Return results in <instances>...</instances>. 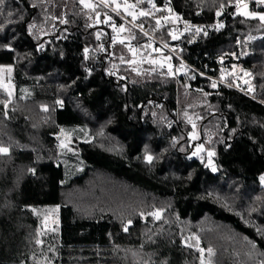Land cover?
<instances>
[{
	"label": "trees",
	"instance_id": "1",
	"mask_svg": "<svg viewBox=\"0 0 264 264\" xmlns=\"http://www.w3.org/2000/svg\"><path fill=\"white\" fill-rule=\"evenodd\" d=\"M234 1L173 0L194 22ZM93 17L80 0L0 5V67L12 68L14 88L9 103L0 87V264H264V23L237 16L182 51L206 72L248 70L258 101L200 78L181 99L164 69L132 77L124 48L117 82L86 75L84 51L104 32ZM196 94L205 102L188 108ZM62 130H79L74 176ZM51 211L58 225L43 231Z\"/></svg>",
	"mask_w": 264,
	"mask_h": 264
},
{
	"label": "built area",
	"instance_id": "2",
	"mask_svg": "<svg viewBox=\"0 0 264 264\" xmlns=\"http://www.w3.org/2000/svg\"><path fill=\"white\" fill-rule=\"evenodd\" d=\"M86 3L92 7H85L81 4L83 10L94 13L91 26L104 28L103 34L96 39L95 47L84 51V57L89 63L86 75L90 76L99 71L109 80L117 82L120 65L116 61L115 51L117 47L124 46L129 51L130 48L136 49L135 52L138 54L142 49L147 54L170 57L171 69L165 70L164 76L175 80L177 84L186 83L195 78L206 79L215 86L224 87L249 100L258 101L255 84L248 70L241 69L236 63H231L220 65L216 70L210 69V72H206V66L198 67L189 62L182 54L183 48L191 43V38L193 39L197 35L206 36L205 33L208 35L220 32L230 20L239 16V11L245 8V5H247L245 9L264 14V4H258L257 0H235L222 10L220 8V15H216L211 22H194L191 19L183 18L173 0H164L162 3H158L156 0H151V3L149 0H107V3L104 0H86ZM128 5H135V7L129 8ZM129 11L136 14L135 20L128 15ZM141 11L148 12L149 15L141 16L139 14ZM100 14L103 15L102 18ZM165 17L167 19H164ZM157 19L160 20L159 26L156 24ZM113 25L117 29L123 27L129 30L133 37L138 36L139 40L131 41L130 38H126L125 30L123 32L116 31L113 29ZM139 25H143V30ZM197 28H200L201 31L196 32ZM170 32L176 36L175 39L169 35ZM121 40L124 43H121ZM148 44H151V47H144ZM154 49H160V51L157 52ZM44 50L45 48L41 47V51ZM8 97L10 103L11 96L8 95ZM172 115L177 117V112L172 111ZM194 157L201 163L207 161L205 168L216 172L213 171L214 166L208 164L209 159L206 154L197 152Z\"/></svg>",
	"mask_w": 264,
	"mask_h": 264
},
{
	"label": "rangeland",
	"instance_id": "3",
	"mask_svg": "<svg viewBox=\"0 0 264 264\" xmlns=\"http://www.w3.org/2000/svg\"><path fill=\"white\" fill-rule=\"evenodd\" d=\"M243 1V0H242ZM230 4V3H229ZM220 11V10H219ZM249 13H255L256 15H249ZM260 15H264L260 12H254L251 9H245L242 8V10L239 11V16L245 17L247 19H258L261 23H264V21L260 20ZM126 38L132 39L133 34L129 30L125 29ZM125 38V39H126ZM126 49L124 46L117 47L115 51V56L120 57V49ZM127 50V49H126ZM128 55L127 58L121 61L120 63H124L126 65V71L129 72V74L137 78L140 82H145L148 77H150L151 74L155 73L156 71H160L162 69L168 71L169 65H170V59H166L168 57L161 56V55H151V54H138L133 53L127 50ZM123 57V56H122ZM120 57V58H122ZM134 61V62H133ZM155 61V63H153ZM119 63V65H120ZM188 82L181 83L178 85L180 98L182 99L183 95L186 96L187 94H192L191 91H189V86L187 84ZM0 87L7 92V95H10L12 97L13 94V83H12V68L8 66H2L0 67ZM21 93L23 95H26V91L22 90ZM197 95V100L193 99L190 102L188 101V97L186 99V106L188 108H194L195 106H199L202 103L205 102L206 96L204 94ZM190 97V96H189ZM191 116V114H190ZM189 116V117H190ZM192 129V135L197 131V127L195 125H190ZM195 126V127H193ZM78 131V132H77ZM79 130H62L60 133V136L56 138L59 143V149L63 153V165L65 166L66 172L68 176H74L78 173H80L83 169L82 162L77 158L76 151L74 149V137H78ZM200 147L196 146L194 148V153L199 152ZM148 161V159H147ZM209 164V163H208ZM210 165V164H209ZM156 219H158L156 216H154ZM160 217V216H159ZM58 225V216L56 211L49 212L45 217L41 220V227L42 230H50L54 231ZM38 244V240L36 236H33L30 241V247L35 246ZM201 264H204L202 262Z\"/></svg>",
	"mask_w": 264,
	"mask_h": 264
},
{
	"label": "snow or ice",
	"instance_id": "4",
	"mask_svg": "<svg viewBox=\"0 0 264 264\" xmlns=\"http://www.w3.org/2000/svg\"><path fill=\"white\" fill-rule=\"evenodd\" d=\"M104 2L107 3V0H104ZM80 3L83 4L85 7H92L90 4L86 3V0H80ZM149 3H151V0H149ZM257 3L258 4H264V0H257ZM2 4H3V0H0V5H2ZM117 7H119V5H117ZM127 7L131 8V7H135V5H128ZM153 7H155V5H153ZM224 7H225V5H223V4L220 5L221 10ZM245 8H247V5H245ZM169 11H171V9H169ZM139 14L141 16H148L149 15V13L148 12H145V11H141ZM8 15H12V13L9 12ZM128 15L132 16L133 20L136 19V14L133 13V12H131V11L128 12ZM216 15L219 16L220 15V12L218 11L216 13ZM249 15H256V14L255 13H249ZM259 18H260L261 21H264V15H260ZM164 19H167V17H165ZM156 24H157V26L160 25V20L159 19L156 20ZM139 27L141 28V30H143V25H139ZM113 29L116 30V31H119V32H123L125 30L123 27L117 29L115 25H113ZM186 30H187V26H186ZM200 31H201L200 28H197L196 29V32H200ZM144 34L147 35V33H144ZM169 35H172L173 36V39L176 38V36L173 35V33H171V32L169 33ZM205 35H207V33H205ZM120 42L121 43H124L123 40H121ZM144 47H151V44L145 45ZM165 47H167V45H165ZM130 51H132L133 53H135L136 49L130 48ZM154 51L159 52L160 49H154ZM121 59H123V58H121ZM166 59H170V57H168ZM153 63H155V61H153ZM169 69H171V65H169ZM213 87H215V84H213ZM193 127H195V126H193ZM193 138H195V133H193ZM198 150H202V146H200V148ZM0 153L7 154L8 153V148H6V147H0ZM193 155H196V153H193ZM213 155H214L213 152H211V151L208 152V156L209 157H211ZM147 159H148L149 162H151L152 157L151 156H148ZM209 164H211V160H209ZM213 171H215V168H213ZM261 180L264 181V177H261ZM153 215L156 216L157 218H159L160 213L159 212H156V213H153ZM201 251H203V250L201 249ZM208 252L211 253L212 252V249H208Z\"/></svg>",
	"mask_w": 264,
	"mask_h": 264
}]
</instances>
